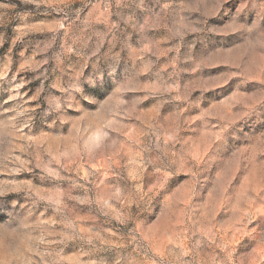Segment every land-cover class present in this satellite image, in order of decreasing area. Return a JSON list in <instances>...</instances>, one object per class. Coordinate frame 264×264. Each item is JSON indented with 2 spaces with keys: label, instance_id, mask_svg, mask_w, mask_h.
<instances>
[{
  "label": "rangeland",
  "instance_id": "1",
  "mask_svg": "<svg viewBox=\"0 0 264 264\" xmlns=\"http://www.w3.org/2000/svg\"><path fill=\"white\" fill-rule=\"evenodd\" d=\"M0 264H264V0H0Z\"/></svg>",
  "mask_w": 264,
  "mask_h": 264
}]
</instances>
